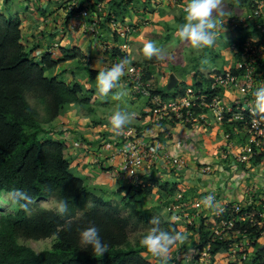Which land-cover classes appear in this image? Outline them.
I'll return each mask as SVG.
<instances>
[{"label": "trees", "instance_id": "trees-1", "mask_svg": "<svg viewBox=\"0 0 264 264\" xmlns=\"http://www.w3.org/2000/svg\"><path fill=\"white\" fill-rule=\"evenodd\" d=\"M132 1L110 0L106 3L114 11L113 18L122 22V11ZM4 3L7 4L8 0ZM82 7L79 4L76 9L67 10L66 23ZM111 13L105 15L108 22ZM20 24L17 14L5 16L0 13V199L2 194L19 189L32 199L54 195L57 200L69 198V209L64 216L40 207L26 213L16 204L13 212L0 211V264H157L139 243L147 231L130 235V230L147 227L151 214L142 209L141 204L151 193V187L126 184L115 191L117 194L125 192L121 202L109 201L93 193L83 178L71 172L63 143L51 138L43 139V123L52 121L71 103L88 102L89 98L85 97L79 82L65 83L57 75L45 74L63 58L54 59L50 51H46L35 59L22 43ZM113 36L115 39L119 37L117 30H113ZM108 51L111 57H128L116 47ZM154 60L146 59L137 64L146 70V64ZM86 70L88 78L95 80L97 72L90 68ZM149 75L146 70V78ZM192 79L194 84L200 85L206 82L207 76L194 71ZM180 91L178 84L171 90H167L164 84L155 92L167 97ZM82 95L85 96L80 98ZM31 96L37 97V103L42 105L41 119L37 108L30 102ZM221 127L224 132H232L229 123L224 122ZM88 201L90 203L86 206ZM77 209L82 211L75 216ZM231 215L237 213L227 209L217 219ZM89 226H96L102 241L108 245L107 253L101 258L94 257L91 247L85 249L79 242V232ZM161 227L181 226L178 222L165 220ZM246 229V235L254 246L253 259L249 264H264V246L257 243L259 231L256 227L247 226ZM187 230L196 237L194 247L201 248L210 242L211 260L208 264H215L217 254L229 248L227 240L210 238L209 227L202 224V218ZM50 237H53L50 247L39 252L20 242ZM173 262L174 258L169 264Z\"/></svg>", "mask_w": 264, "mask_h": 264}, {"label": "crops", "instance_id": "crops-1", "mask_svg": "<svg viewBox=\"0 0 264 264\" xmlns=\"http://www.w3.org/2000/svg\"><path fill=\"white\" fill-rule=\"evenodd\" d=\"M73 1L76 0H8V3L5 4L4 0H0V13L5 16L10 14L19 16L22 43L26 50L31 51V55L35 59H39L46 51H52L53 44L58 43V48L51 57L63 59L56 67L46 70V75H57L65 83L78 82L77 79L82 78L83 84L86 85L84 88V85L79 82L82 84L84 94L88 92V95L80 97L89 98L88 102L83 101L89 105L87 112L80 108L83 102L71 103L52 121L42 125L44 128L43 139L51 138L64 144V154L69 160V168L72 173L73 171L79 173L84 181L90 178L91 184L96 186H100L105 180L108 184L109 181L108 192H114L118 187L129 184L126 180L127 176L123 177L120 172L117 174L118 169L121 168V158L117 156L111 161L109 159L110 149L102 145V139L105 138L109 139L111 143H115L111 139L114 134L110 131L107 116L104 113H99L95 117L90 115L96 107H111L113 109L116 104H120L121 106L126 105L130 111L136 113V118L130 125L149 129L156 142L165 144L170 153L183 157L187 162L186 168L181 173L167 169L162 163H157L151 169L142 168L138 171L141 182L152 189L150 194L154 198L150 201L151 206L155 208L166 206L177 191L182 192L189 201H194V199L212 192L218 198L219 203L233 202L245 198L242 188L248 184L264 186V162L252 168L240 167L237 171L228 168L226 155L217 150L222 143V125L213 123L208 128H202L200 125L191 127L176 123L166 126V134L159 133L160 131L151 123L146 101L137 97L127 88L128 95L122 101H114L111 96L103 100L98 98L95 88L88 84L96 80L91 81L88 78L86 68L93 69L98 73L115 64L107 47L108 45H118L121 38L115 39L113 30H117L120 23H123L129 31V26L133 27L136 18L140 16L139 12H135V7L141 4L136 3L135 0L129 3L124 9L125 12L122 11V22L116 20L117 26L112 27L105 20V15L111 11L113 16L114 11L106 3L99 13L104 19L99 28V35L95 36L88 30L89 19L82 18L78 13L73 14L66 23L68 6ZM77 1L86 7L93 0ZM152 3L151 0V6L155 7ZM145 14L146 16L142 17L144 19L148 18L147 13ZM78 21L86 24V28L76 27L74 24ZM228 31L230 30H226V32ZM234 35H237L235 37L237 40L251 37L261 42L264 41L262 34L248 28L232 32V36ZM126 38L130 46V41L137 40L138 36H134L129 31ZM137 51L130 46L127 55L132 62L138 63L136 61L139 56ZM232 64L231 60L224 69L231 67ZM145 67L154 81L158 71L150 69L148 64ZM222 70L216 68L212 71ZM258 73L257 88L261 83H264V62ZM203 74L207 73L203 72ZM121 83L123 84L122 79ZM224 93L227 99L237 96V92L234 90ZM95 157H98L102 162L101 167L93 163ZM202 164H209L212 171L210 173L200 172L197 167ZM238 173L241 174L239 176L242 179L235 177ZM194 240L188 237L187 241L191 242H186L183 246H193ZM219 256L221 255L219 254ZM225 261L226 257L224 259L220 257L217 262L225 263Z\"/></svg>", "mask_w": 264, "mask_h": 264}, {"label": "built area", "instance_id": "built-area-1", "mask_svg": "<svg viewBox=\"0 0 264 264\" xmlns=\"http://www.w3.org/2000/svg\"><path fill=\"white\" fill-rule=\"evenodd\" d=\"M107 1L110 0H93L77 12L82 18L89 19L88 30L92 35H99V28L104 19L99 13ZM246 5V11L231 15L227 19L225 28L232 32L248 28L263 34L264 0H246ZM78 7L79 2L76 0L68 6V10ZM185 7L186 4L181 5L183 11ZM74 25L86 28V24L80 21ZM109 25L117 26L113 16L110 17ZM117 28L122 41L115 46L108 45L107 49L116 47L119 52L127 54L130 49L126 38L128 28L122 25ZM237 35H234L229 43V49L235 57L231 67L208 75L206 82L200 85L194 82L183 86L178 84V89L182 91L174 95L163 97L156 93L152 77L149 75L146 78L145 68L135 62H131L130 70L126 69L121 78L129 91L146 101L151 123L159 133H165L166 126L176 123L191 127L200 125L202 128H208L213 123H229L232 132H222V143L217 150L226 155L228 168L234 171L240 167L252 168L264 162V120L252 115L250 107L252 92L257 89L256 77L264 62V41L251 37L237 40ZM57 48L58 43H54L51 55L55 54ZM112 59L114 63L121 60L118 56ZM228 90L236 91L237 96L227 99L224 92ZM111 139L115 143L105 138L102 139V145L110 149L111 161L117 156L121 158V168L117 174L120 172L123 177L127 176L129 184L144 186L138 171L142 168L151 169L157 163H162L175 173H181L187 166L183 157L170 153L165 144L156 142L149 129L129 125L121 135H113ZM93 163L102 166L98 157H95ZM197 169L202 173L212 171L209 164L198 165ZM239 175L241 174L238 173L235 177L242 179ZM242 191L245 195L242 200L220 202L223 211L219 213L204 209L199 204L208 195H214L218 201L212 192L189 201L182 192L177 191L165 208L171 214L172 221L178 222L185 232H188V226L196 225L202 218V224L209 227L210 238L227 240L229 248L222 252L225 254L226 264H249L253 259L254 246L253 241L246 235L247 226L256 227L259 231L257 243L264 246V186L248 184ZM227 209L233 210L237 215L217 219ZM236 223H239V227H236ZM241 236L243 238L237 240ZM210 249V242L201 248H195L196 261L209 263Z\"/></svg>", "mask_w": 264, "mask_h": 264}, {"label": "rangeland", "instance_id": "rangeland-1", "mask_svg": "<svg viewBox=\"0 0 264 264\" xmlns=\"http://www.w3.org/2000/svg\"><path fill=\"white\" fill-rule=\"evenodd\" d=\"M135 1L136 3L139 2L141 4L140 6L135 7V12H139L140 16H137L138 18H136L135 22L133 23V27L129 26V31L134 36H138L137 40H132V42L130 41V46L138 50L137 52L139 56L136 61L143 62V60H145L141 52L142 41L145 39L156 41L157 45L162 47L168 53L169 57H171V59H167L165 61H157L154 58L155 60L152 63L148 64L150 69H155L158 71L157 76L154 80V85L156 88H162L164 84L166 86L169 79V74L171 73L176 76L177 84H180L182 86L183 84L193 82L192 73L194 71H198L199 73L202 72V74L203 72H206L207 74L204 75L208 76L210 75L208 73L212 74L215 72L212 71L213 69L219 68V70H222L228 65L231 60H235V57H233V54L229 49V43L233 38L231 31L222 34L213 47L206 48L202 51L192 49L188 44L180 41L176 37V25L184 22L183 18L185 13L182 10L181 5L187 4L188 0H181V3H179L180 0H160L159 2H157L156 0H154V2L152 0V4L155 7L151 6V0ZM225 3L231 12V15L241 13L247 8L246 0H225ZM145 13H147L148 16V18L146 19L142 18L146 16ZM120 24L122 26H125L123 25V23ZM77 81L83 84L82 78L77 79ZM88 84L94 87L96 90V81L93 83L89 82ZM83 85V87L85 88L86 85ZM85 94L88 95V92H85ZM111 95H109L108 97H110ZM140 99L143 98L140 97ZM30 102L35 106V108H37L41 119L43 117V110L41 109L42 105L40 103H37V97L35 98L34 96H31ZM80 108L87 112L89 105L87 103H83ZM111 111V107H96L95 110L90 113V115L92 117H95L99 113H104V115L108 118ZM213 133H215L214 130ZM73 174L76 176H80L79 173H76L74 171ZM85 182L90 187L93 193L100 194L105 199L112 202H121L122 197L125 193L122 192L117 194L115 193L116 189L114 190V192H108V189H110V183L108 181L107 184L106 180L100 186L91 184L92 182L90 178L85 179ZM150 196L151 194H149L145 201L141 204L142 209L147 210L148 213L151 214L147 222V227L138 228L137 230H130L131 236L139 235L140 233L147 231L151 227V225L149 224V220L152 217H159L161 225L165 220H172L171 214L166 210L165 207L155 208L151 206L150 201L153 200L154 197ZM55 201H57V197L55 195L47 198L33 199V203L29 205L31 211L27 213H31L38 207L56 211L54 203ZM88 203H90V201L86 203V206L88 205ZM14 209L15 204L10 199H8L6 193L2 194L0 199V211L13 212ZM81 211V209H77L75 212V216H78ZM186 234L187 237H191V240L195 239L193 241L194 244L193 246L188 245L181 248L179 247L178 252L174 251L172 253V258H174L175 262H173L172 264H208L200 263L195 260L194 251L196 247L194 246L196 244V237L190 235V233L188 232H186ZM52 241L53 237L40 240H21L20 242L30 246L35 251L39 252L43 249L49 248ZM189 242L191 241H187V243ZM219 254L221 256H219ZM219 254H217L216 256L217 261L220 260V257L221 259L225 258V255L223 253ZM185 256L189 257L187 261H185L184 259ZM217 261L215 264H226V261L225 263H219Z\"/></svg>", "mask_w": 264, "mask_h": 264}, {"label": "clouds", "instance_id": "clouds-1", "mask_svg": "<svg viewBox=\"0 0 264 264\" xmlns=\"http://www.w3.org/2000/svg\"><path fill=\"white\" fill-rule=\"evenodd\" d=\"M184 22L176 25V37L188 44L192 49L202 51L213 47L220 35L226 32L225 23L231 12L225 0H188L184 9ZM142 55L145 59L155 58L157 61L171 59L168 53L156 41L143 40ZM131 59L125 57L110 68L100 70L96 77V92L100 99H105L111 93V99L122 101L127 97L126 85L121 83V78L125 75L126 69L130 70ZM250 107L252 115L264 120V83L252 92ZM136 118V113L130 111L128 107L116 104L109 114L107 120L110 131L115 135H121L125 128ZM8 199L18 205L23 211L30 212L29 205L33 199L26 192L13 189L7 193ZM69 198H61L55 201V209L58 215L64 216L69 209ZM204 209L219 213L223 211L214 195L205 196L200 202ZM151 227L140 239V245L150 254L157 264H169L172 253L183 246L187 240V234L182 227H161L159 217H152L149 220ZM79 242L83 248L91 247L94 257L101 258L108 251V245L100 237L99 229L96 226H89L79 232ZM185 261L189 257H184Z\"/></svg>", "mask_w": 264, "mask_h": 264}, {"label": "water", "instance_id": "water-1", "mask_svg": "<svg viewBox=\"0 0 264 264\" xmlns=\"http://www.w3.org/2000/svg\"><path fill=\"white\" fill-rule=\"evenodd\" d=\"M176 84H177V78L173 73H171L169 75V79H168V82L166 84L167 90H171L172 88H174L176 86Z\"/></svg>", "mask_w": 264, "mask_h": 264}]
</instances>
